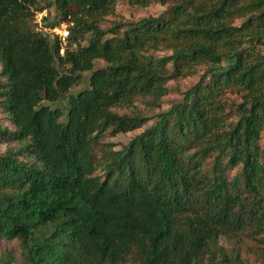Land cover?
Segmentation results:
<instances>
[{
  "label": "trees",
  "instance_id": "16d2710c",
  "mask_svg": "<svg viewBox=\"0 0 264 264\" xmlns=\"http://www.w3.org/2000/svg\"><path fill=\"white\" fill-rule=\"evenodd\" d=\"M50 4L58 18L46 25L69 22L63 54L32 22L39 0H0V107L15 125L0 135L20 141L0 153V238L20 241L24 264H231L221 236L264 241V0H173L108 28L115 0ZM199 65L182 99L127 145H99L149 119L114 106L157 105L169 79ZM85 70L61 120L49 101Z\"/></svg>",
  "mask_w": 264,
  "mask_h": 264
},
{
  "label": "rangeland",
  "instance_id": "374dc122",
  "mask_svg": "<svg viewBox=\"0 0 264 264\" xmlns=\"http://www.w3.org/2000/svg\"><path fill=\"white\" fill-rule=\"evenodd\" d=\"M51 0H39V3L43 4L45 12L50 20H57L58 16L55 13L54 5L50 4ZM173 3V0H167L165 3H161L158 0H152L148 5H141L133 3L131 0H115V5L113 11L106 14L105 18L100 21V25L108 28L115 22H126L138 19L142 16H146L148 14H157L164 10L167 6ZM40 9V10H42ZM72 11H75V6H71ZM37 11V10H36ZM241 21L240 18H237L235 22L239 23ZM33 24L34 21L32 20ZM68 21L62 20L58 25L63 24L66 28H68ZM56 33L51 31L49 34ZM264 53V48L262 49ZM167 51L158 50L157 54H162ZM104 63L103 60H100L97 65L100 66ZM205 65H199L195 68V70L187 75L174 77L167 81L168 91L164 94L157 105L150 106L149 104H145L143 98H135L133 103L127 106H114L113 109L118 112H126V113H136L140 112L143 115L149 116V119L139 127H136L132 130L117 132L116 134H105L101 138V142L99 145L111 148L113 150L121 149L129 140L135 136L137 133L141 132L146 127L150 126L156 120V114L159 111L167 109L172 103L178 102L182 99L184 95V91L194 84L200 75V73L204 70ZM83 78L79 83H76L71 86V88L65 92L59 99L55 101H49L51 106L58 105L63 114L61 116V120L65 118V112L69 106L68 104V96L71 93L77 92L79 89L83 88L87 85L88 80V71H83ZM227 99L239 101L240 96L235 90H229L225 93ZM227 109L229 111H234V107L227 105ZM234 118V116H230L229 119ZM0 125L7 127L10 131L15 128V125L12 123L7 111L1 106L0 107ZM260 142H264V129L261 132ZM20 146V141L14 135L10 134H2L0 135V153L5 152L9 148L18 149ZM101 149L98 147L97 153L101 155ZM20 158L25 160L30 159L29 156L25 154H19ZM212 156H208L205 159V166L210 168L212 163ZM102 165L98 166L96 172L102 173ZM236 168L229 170L228 174L231 176L236 172ZM264 236V233L262 234ZM219 242L224 245L225 251L230 255L231 252L238 255V257H231V264H264V260L261 256V251L264 247V241L259 240L258 238H251L246 236L242 232L239 234H235L232 236H221ZM9 254L12 256L11 261L3 260L0 264H24V254L23 248L20 241L17 238H0V257L3 255ZM203 264H209L207 261H204Z\"/></svg>",
  "mask_w": 264,
  "mask_h": 264
},
{
  "label": "built area",
  "instance_id": "2783aa9c",
  "mask_svg": "<svg viewBox=\"0 0 264 264\" xmlns=\"http://www.w3.org/2000/svg\"><path fill=\"white\" fill-rule=\"evenodd\" d=\"M45 14H46L45 9L35 11L34 16H33L35 28L41 31L56 32L58 40L61 44L59 48V52L63 54L64 45L67 41V36H68V28L63 26V24L55 25L54 27H49L48 25L45 24V20L43 18Z\"/></svg>",
  "mask_w": 264,
  "mask_h": 264
}]
</instances>
